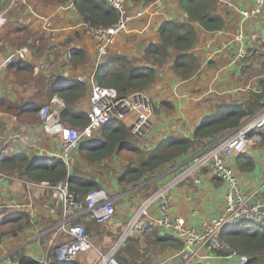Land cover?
<instances>
[{
	"label": "crops",
	"instance_id": "1",
	"mask_svg": "<svg viewBox=\"0 0 264 264\" xmlns=\"http://www.w3.org/2000/svg\"><path fill=\"white\" fill-rule=\"evenodd\" d=\"M228 1L233 5L231 8H227L223 1L217 2V12L225 20L222 32L209 33L201 28L197 30L196 42L190 52L199 61L198 71L191 78L181 80L167 63L160 68L157 81L141 92L153 103V111L148 116L150 126L145 129L144 134L141 137L134 135L139 148L153 149L171 132L192 137L194 129L219 108L247 102L252 92H256L257 88L262 89L264 7L259 14L242 18L238 9L249 10L253 8L254 1ZM9 2L10 0H0V13L6 9ZM69 3L73 4V8H62ZM130 9L131 30L115 38L112 46L115 52L111 51L113 53L106 58L124 54L131 58L136 66L142 67L146 65L143 56L145 48L159 42L160 27L169 21H186L187 15L177 0H133ZM137 12L141 13L140 17L134 16ZM6 16L8 23L15 20L23 24L29 37L26 45L18 47L12 44L4 33L0 34V152L8 155L22 152L31 161L42 159L51 164L56 157L61 158V146L56 138L43 133L37 108L41 104L50 103L52 108L59 112L58 109L64 104L57 85H49L50 76L57 79H78L95 72L98 64L96 52L93 50V39L76 26L83 18L77 12L74 0H16ZM239 33L242 34L241 42H233V36ZM41 37L46 40L51 51L44 54L32 53L29 46H36ZM240 46L247 50L249 63H242L240 66L231 64ZM20 48L27 49L25 57L7 63L6 59L11 51ZM70 50H82L85 53L83 61H77L76 66L71 61ZM256 54L261 55L260 60L255 59ZM178 55L179 53H173L174 58ZM21 60L27 61L32 70L25 67L20 69L22 73H19V78L12 63ZM259 70L262 73L257 76ZM82 84L85 85V94L78 100L75 108L88 113L90 89L88 84ZM55 97L62 102L53 100ZM162 102L171 103L174 111L170 114L164 110L156 113L154 107L158 108ZM32 104H37L38 107L33 109ZM131 113L133 112L130 111L123 118L117 119L129 131L132 123L136 121V114L133 119H129ZM100 134L98 127H95L83 136L81 142L84 137L86 140H97ZM259 134L261 137L260 131ZM225 136L226 134L222 137ZM260 140L261 138L252 143L244 152L255 160L254 171L239 172L232 160L230 161L245 190L259 187L264 181V143L261 144ZM196 152L191 151L187 157ZM126 155L120 152L116 157L107 158L98 170V166L92 167L96 172L94 175L100 184L99 188L105 189L112 197L119 196V199L114 201L115 215L112 220L101 225L90 222L84 208L78 210L74 217L75 223L84 226L92 243L96 245L94 249L100 250V253L114 246L137 201L168 180V175L165 174L167 169L150 175L139 186H121L118 178L122 174ZM71 160L83 175L89 176L86 174L89 171L88 165L78 147L68 154L67 165ZM197 177L199 183L188 180L172 189L166 210L167 214L184 217L186 223L195 228L222 208L225 193L224 184L210 171L203 170ZM45 183L34 184L25 177L9 179L4 175L0 176V218L3 214L16 213L23 221L29 219V224L22 230L15 229L11 223L0 224L1 230L4 231L0 240V264H19L20 256L37 260L46 251L50 257L49 264H97L99 253L94 249L80 252L73 261L60 259L56 249L69 237L59 229L64 219L62 208L60 203L52 198L48 183ZM175 202L178 204L177 211ZM149 214L154 217L161 212L155 206ZM175 253V250L167 249L153 257L152 264H180V259ZM206 261L199 264H235V261L229 259L207 261L208 263Z\"/></svg>",
	"mask_w": 264,
	"mask_h": 264
},
{
	"label": "trees",
	"instance_id": "2",
	"mask_svg": "<svg viewBox=\"0 0 264 264\" xmlns=\"http://www.w3.org/2000/svg\"><path fill=\"white\" fill-rule=\"evenodd\" d=\"M44 1L62 2L66 0ZM177 1L185 11L187 20L169 21L160 27L158 30L159 42L144 50L145 66H136L134 61L124 54L108 56L96 67L94 72V79L101 86L114 87L120 97H126L133 93L143 92L154 84L159 77L160 68L167 63L170 64L177 78L181 80L191 78L198 71L199 61L190 52L195 45L198 28L205 32L220 31L225 27V20L217 12V0ZM74 5L79 15L93 26L109 27L117 21V12L104 0H74ZM2 33L18 47L27 44L28 31L18 21L11 20L2 29L0 28V34ZM29 47L35 54L51 51L43 37L40 38L36 46ZM71 53V61L75 66L77 61L81 62L85 58V53L82 50H73ZM173 53H179V55L174 58ZM12 64L15 74L19 78H21L19 73H22L20 69L25 67L32 70L25 60ZM262 70L264 71V65ZM48 83L50 86L57 85L60 96L64 100L63 106L58 109L61 120L83 129L89 123L88 115L83 110L76 109L75 105L84 96L85 85L76 78L57 79L55 76H50ZM261 84L263 85L262 89L252 92L249 101L219 108L216 113L206 118L194 129L192 137L171 132L153 149L139 148L136 145V136L132 135L128 128L117 119L99 126L98 130L101 134L97 140H86L84 137L83 142L78 145L79 152L88 165L89 171L86 174L89 176L83 175L72 160L67 165L68 161L65 162L56 157L49 164L42 159L31 161L22 152L12 155L0 152V174L9 179L25 177L34 184L46 182L50 190L58 182L68 179L71 191L85 195L100 187L99 182L95 179L94 173L96 172L92 170V167L98 166V170L102 166L100 164H103L107 158L116 157L118 153L123 152V155L128 154L122 174L118 178L119 183L124 187L127 185L139 186L150 175L173 167L191 151H200L208 144L218 141L225 134L227 135L238 128L245 119L254 115L264 104V79ZM45 104H41V106ZM32 106L33 109L38 107L37 104H32ZM40 107L37 108V112ZM161 110L170 114L174 111V106L169 102H162L158 108L154 107L156 113ZM259 131L262 144L264 143V127ZM232 162L242 173H250L256 168L255 160L248 153L235 156ZM219 181L222 182L220 179ZM23 222L25 223L23 224ZM90 222L96 223L93 220ZM7 223L15 226V229L22 230L29 224V219L26 218L23 221L22 217L16 213L3 214L0 224ZM1 229L0 240L4 235V231ZM221 238L238 255L247 257L246 264H261L264 258V224L248 220L237 226L224 229ZM182 245L177 237L161 235L160 230L154 228L141 238H126L124 243L116 249L114 257L119 264H152L153 257L167 249L179 251ZM36 263V260L20 256L19 264Z\"/></svg>",
	"mask_w": 264,
	"mask_h": 264
},
{
	"label": "built area",
	"instance_id": "3",
	"mask_svg": "<svg viewBox=\"0 0 264 264\" xmlns=\"http://www.w3.org/2000/svg\"><path fill=\"white\" fill-rule=\"evenodd\" d=\"M15 1L10 0L6 9L0 13V28L8 23L6 14ZM105 1L118 14L117 21L113 25L96 27L84 19L77 22L76 25L88 37L93 39V50L96 52L98 65L105 60L107 55L113 53L111 51L115 52L112 49L115 38L119 34L131 30L129 28L132 21L130 8L133 0ZM219 1H223L227 8L233 6L228 0H217V2ZM253 1V8L249 10L238 9L242 18H249L261 12L264 7V0ZM62 8L70 10L73 8V4L63 5ZM134 16L140 17L141 13L137 12ZM241 40L242 34L239 33L233 36L232 41L239 43ZM71 52L72 50L69 54ZM26 54V48L12 50L6 62L11 63L16 58L22 59ZM248 56L247 50L240 46L231 64L240 66ZM78 79L81 83L88 84L90 89V107L87 113L89 123L83 129L70 126L62 121L59 113L52 108L50 103L42 105L37 112L43 133L59 141L61 146L60 157L65 162L68 161V154L78 147L83 136L89 130L107 124L115 118L121 119L130 111L136 114V121L130 129L133 135L141 137L146 131L145 129L150 126L148 116L152 114L153 103L141 92L120 97L114 87L101 86L94 79V72L90 75H83ZM255 91H260V89L257 88ZM53 100L58 103L62 102L58 97L53 98ZM263 127L264 104L257 114L248 117L230 134L215 143L207 145L190 157L186 156L181 162L167 168L168 170L164 169L163 171L167 170L165 174L168 175V180L158 188L147 192L149 193L147 196L137 201L134 210H132L126 224L123 226L116 245L107 252L100 253V251L94 249L95 246L89 234L82 224L75 223L74 217L78 210L84 208L89 220H95L98 223L108 222L115 215L114 201L119 199V196L112 197L103 188H97L81 195L71 191L68 179L58 182L51 187L52 198L60 203L62 208L64 219L59 229L69 237L58 247L60 259L71 261L80 252L94 249L99 253L97 264H119L114 257V253L126 238L141 237L154 228H158L162 235L177 237L182 242L181 249L175 253L180 259V264H199L204 263L206 260L211 262L224 259L233 260L235 264H246L248 262L247 257L238 255L235 250L228 246L221 238V233L224 229L237 226L248 220H252L257 224H264V181L259 187L245 190L230 165V161L235 156L244 153L249 147L248 145L261 138L259 130ZM203 170L210 171L214 177L222 180L225 193L223 194L222 208L214 216L202 221L195 228L189 226L184 217L167 214L166 210L168 209V197L172 189L188 180L199 183L197 175ZM0 176L3 175L0 174ZM155 206L159 208L161 214L151 217L149 213ZM207 261L206 263H208ZM36 262V264H49L48 252H43ZM261 264H264V258Z\"/></svg>",
	"mask_w": 264,
	"mask_h": 264
},
{
	"label": "rangeland",
	"instance_id": "4",
	"mask_svg": "<svg viewBox=\"0 0 264 264\" xmlns=\"http://www.w3.org/2000/svg\"><path fill=\"white\" fill-rule=\"evenodd\" d=\"M255 59L260 60V59H261V55L256 54ZM243 63H244V64H248V63H249V56L244 60ZM257 73H258L257 76H259V74H261L262 71L259 70ZM254 74H256V73H254ZM260 78H261V77H260ZM134 114H135V112L131 113L130 116H129V119H133V118H134ZM133 123H134V122H133ZM133 123H132V124H133ZM250 145H251V144H250ZM250 145H248V146H250ZM221 190H222V189H221ZM177 209H178V204L175 202V211H177ZM132 210H134V207H133ZM140 221H142V219H140ZM178 258H179V257H178ZM175 259H177V258L175 257ZM175 263H176V262H175ZM176 264H177V263H176Z\"/></svg>",
	"mask_w": 264,
	"mask_h": 264
},
{
	"label": "clouds",
	"instance_id": "5",
	"mask_svg": "<svg viewBox=\"0 0 264 264\" xmlns=\"http://www.w3.org/2000/svg\"><path fill=\"white\" fill-rule=\"evenodd\" d=\"M104 1H105V0H104ZM105 2H106V1H105ZM106 3H107V2H106ZM107 4H108V3H107ZM222 138H223V137H222ZM220 139H221V138H220ZM214 143H215V142H214ZM210 144H212V143H210ZM210 144H208V145H210ZM152 190H153V189H152ZM152 190H151V191H152ZM148 194H149V193H147L145 196H147ZM88 220H89V219H88ZM89 221H91V220H89ZM93 221H95V220H93ZM110 221H111V220H110ZM110 221H108V222H110ZM95 222H96V221H95ZM96 223H98V222H96ZM102 223H107V222H102ZM102 223H99V224H102ZM161 235H162V234H161ZM119 237H120V236H119ZM141 237H142V236H141ZM141 237H133V238H141ZM118 239H119V238H118ZM117 241H118V240H117ZM117 241H116V242H117ZM123 243H124V242H123ZM114 245H116V243H115ZM121 245H122V244H121ZM94 246H95V245H94ZM118 247H119V246H118ZM118 247H117V248H118ZM110 249H111V248H109L107 251H109ZM98 251H100V250H98ZM107 251H106V252H107ZM71 261H72V260H71Z\"/></svg>",
	"mask_w": 264,
	"mask_h": 264
},
{
	"label": "water",
	"instance_id": "6",
	"mask_svg": "<svg viewBox=\"0 0 264 264\" xmlns=\"http://www.w3.org/2000/svg\"><path fill=\"white\" fill-rule=\"evenodd\" d=\"M56 250L58 251V248Z\"/></svg>",
	"mask_w": 264,
	"mask_h": 264
}]
</instances>
